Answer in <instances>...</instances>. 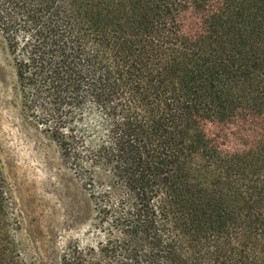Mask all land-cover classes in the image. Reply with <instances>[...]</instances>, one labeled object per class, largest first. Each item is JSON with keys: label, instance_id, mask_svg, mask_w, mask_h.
<instances>
[{"label": "trees", "instance_id": "trees-1", "mask_svg": "<svg viewBox=\"0 0 264 264\" xmlns=\"http://www.w3.org/2000/svg\"><path fill=\"white\" fill-rule=\"evenodd\" d=\"M0 37L90 202L58 264H264V0H0ZM17 230L0 168V264H35Z\"/></svg>", "mask_w": 264, "mask_h": 264}, {"label": "rangeland", "instance_id": "rangeland-1", "mask_svg": "<svg viewBox=\"0 0 264 264\" xmlns=\"http://www.w3.org/2000/svg\"><path fill=\"white\" fill-rule=\"evenodd\" d=\"M0 168L18 223L19 250L26 260L58 264L69 244L92 243L88 197L56 145L21 116L14 69L2 37Z\"/></svg>", "mask_w": 264, "mask_h": 264}]
</instances>
